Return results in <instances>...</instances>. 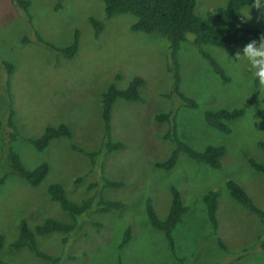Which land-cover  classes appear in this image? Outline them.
<instances>
[{
	"label": "rangeland",
	"instance_id": "1",
	"mask_svg": "<svg viewBox=\"0 0 264 264\" xmlns=\"http://www.w3.org/2000/svg\"><path fill=\"white\" fill-rule=\"evenodd\" d=\"M26 1L27 10L17 0H0V183L9 174L11 151L21 156L28 170L46 162L50 171L39 187L13 176L0 184L1 260L48 264L29 249L11 250L10 245L19 237L22 219L32 228L50 217L71 222L49 195L50 186L60 184L75 203L98 195L126 205L122 211L80 218L78 228L68 236L40 237V250L61 258L60 264H264V220L236 202L227 189L228 181L236 182L264 212V175L250 165L251 159L264 164L259 147L264 143V85L256 86L246 62L235 59V53L252 40L224 49L203 47L230 77L231 82L224 84L195 46V36H188L178 59L180 91L198 104V109L191 110L174 93L168 40L133 32L135 16L108 20L103 0ZM228 2L196 0V15L207 19ZM262 10L240 11L241 27L264 32ZM93 20L105 23L99 38ZM76 32L79 50L73 59L38 42L40 37L63 49L73 44ZM6 63L14 66L12 73ZM136 77L145 81L139 88L144 102L117 100L108 132L103 95L112 86L126 90ZM170 95L172 99L167 98ZM173 109L178 110L181 141L198 152L210 146L226 148L221 170L196 163L185 154L170 171L156 167L169 159L174 146L164 139L167 125L156 123L155 116ZM220 109L244 111L243 117L230 124V134L205 122L206 112ZM60 125L70 129L71 140H54L43 152L30 143ZM108 137L122 143L123 149L108 153ZM73 145L98 154L96 166L74 151ZM106 179L123 182L125 187L105 188ZM94 184L98 187L90 190ZM173 187L189 208L174 231L176 258L170 255L164 234L152 228L146 209L151 200L158 217L165 219ZM209 191L218 194L217 235L203 199ZM128 229L131 239L120 249ZM217 237L228 252L219 247Z\"/></svg>",
	"mask_w": 264,
	"mask_h": 264
},
{
	"label": "trees",
	"instance_id": "2",
	"mask_svg": "<svg viewBox=\"0 0 264 264\" xmlns=\"http://www.w3.org/2000/svg\"><path fill=\"white\" fill-rule=\"evenodd\" d=\"M24 9H28L29 2L26 0H17ZM64 0H61V2ZM106 7V16L111 20L119 15L131 14L137 18L132 26V31L136 33H145L148 35L158 34L166 38L169 42V70L174 77V93L180 98L182 104L191 110L198 109V104L183 95L180 91L181 76L179 64V51L181 45L187 42L189 35L195 36V46L199 49L200 54L211 65L214 73L221 79L224 84L231 82L230 77L226 74L224 68L211 55L203 51V47L211 45L217 48H228L234 46L240 41L258 40L264 32L259 30H249L241 27L239 22V13L243 9L251 7L252 0H229L224 9L217 10L207 19L200 18L196 15V0H103ZM62 7L60 4L58 10ZM96 30V38H99L104 30L105 23L97 20L92 21ZM75 40L69 47L60 49L52 44L44 42L38 37V42L43 43L50 49L59 52L67 59H73L79 50L80 34L76 32ZM7 70L12 73L14 66L5 64ZM141 77L134 78L126 90H119L115 86L103 95L102 110L103 117L110 131L111 113L117 100L123 99L132 102H144L139 96V88L144 84ZM256 86H259L258 80ZM172 99L173 95L167 96ZM178 110L173 109L167 113H160L155 116L158 124H166L168 130L164 136L165 141L172 143L174 151L169 159L164 163L156 164L159 169L170 171L174 169L178 158L181 154L187 155L196 163H202L214 170L222 169V160L226 155L224 146H210L204 152L194 150L190 145L181 141L179 137ZM244 116L242 109H220L218 111H209L205 113L206 124L221 133L230 134L232 132L230 124ZM66 138L72 139V133L66 125H60L57 128H49L37 140L30 143L39 152L46 150L52 141ZM124 145L119 142H113L109 137L106 141L108 153L121 151ZM259 147L264 151V143H259ZM76 152L84 154L91 161L92 166H96L98 154H88L79 147L73 145ZM251 167L258 173L264 175V164L253 159L250 160ZM50 171L48 163L44 162L34 170H28L22 161L21 156L11 151L9 155V174L1 180L4 185L10 176L17 177L25 181L32 187H39L46 179ZM82 180V179H81ZM80 179L78 182L81 181ZM98 187L91 185L90 190ZM104 187L109 189H119L125 187L123 182L104 180ZM227 189L231 197L243 206L248 212L259 216L264 220V212L256 207L251 198L246 194L244 189L236 182L230 180L227 182ZM49 195L53 202L58 203L71 222L66 223L55 218H47L43 224L36 225L35 228L29 226L28 221H20V234L11 245V250L29 249L38 259L48 262V264H60L61 258L52 257L40 250L38 239L52 233H62L69 235L78 228V221L84 216L94 214H107L114 211H122L126 205L120 201H110L103 196H92L81 203H75L69 200L62 185L53 184L49 188ZM172 201L170 210L165 219H160L153 207L151 200H148L146 209L148 221L153 229L162 232L166 238L170 255L176 258L174 231L182 222L183 217L189 212V208L184 204L180 191L173 187L171 189ZM204 203L207 208L209 221L212 225L213 232L217 235L219 223L217 212L219 208L218 194L215 191H209L204 195ZM81 220H84L82 218ZM85 223V222H84ZM131 239V230L125 233L120 249H123ZM219 247L228 252V248L220 238L217 237ZM65 244L68 239H64ZM3 248V236L0 233V264H5L1 260V251ZM182 261V260H180Z\"/></svg>",
	"mask_w": 264,
	"mask_h": 264
},
{
	"label": "clouds",
	"instance_id": "3",
	"mask_svg": "<svg viewBox=\"0 0 264 264\" xmlns=\"http://www.w3.org/2000/svg\"><path fill=\"white\" fill-rule=\"evenodd\" d=\"M262 3L264 0H252L251 7L262 10ZM262 15H264V10H262ZM235 59L246 62L247 70L251 76L264 85V34L259 36L258 44L256 40H252L242 50H238L235 53Z\"/></svg>",
	"mask_w": 264,
	"mask_h": 264
}]
</instances>
